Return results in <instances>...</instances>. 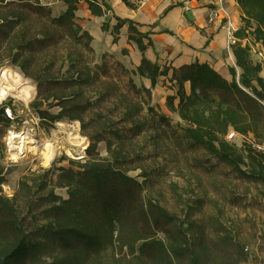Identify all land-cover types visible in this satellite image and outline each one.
I'll list each match as a JSON object with an SVG mask.
<instances>
[{"label": "trees", "instance_id": "16d2710c", "mask_svg": "<svg viewBox=\"0 0 264 264\" xmlns=\"http://www.w3.org/2000/svg\"><path fill=\"white\" fill-rule=\"evenodd\" d=\"M58 1L65 7L52 16L51 7L39 0H0V51L8 53L0 54V61L10 58L37 82V95L30 106L40 117L83 123L82 113L96 101L86 97L84 91L100 83V74L107 71L103 63L91 66L80 59V46L92 51L91 34L75 21L82 0ZM85 1L93 16H107L110 6L105 1ZM122 1L135 7L130 0ZM236 2L242 25L234 33L237 41L230 46L234 56V65L228 66L230 79L207 62L169 67L151 61L144 51L152 40L129 18L114 16L111 34L117 41L120 28L127 24V38L142 54L132 73L150 81V87L140 88L148 96L158 78L170 72L168 80L176 90L166 103L185 123L179 122L178 126L189 146L202 148L237 175L264 186V152L253 147L254 143H264V77L260 74L262 64L252 60L250 45L243 43L251 37L264 50V0ZM35 14L46 19L40 20L41 29L30 32L29 22ZM101 28L109 30L108 21L104 20ZM55 35L54 46L70 38L78 55L74 57L69 47L65 50L57 68L60 71L66 65L61 76L31 73L29 67L36 50ZM54 64L50 62L45 70L52 73ZM129 81L132 83L131 77ZM45 103L48 107L59 106L57 114L41 109ZM9 105H0V123L10 120L4 112ZM141 112L140 103H126L120 126L112 117L96 111L101 120L96 122L93 133L86 132L90 141L85 151L87 158L82 162L71 160L67 167L53 164L24 174L12 196L2 192L6 178L0 168V264H105L102 255L112 247L126 248L134 264H233L230 254L219 251L220 244H230L226 234L218 240L220 244L207 243L199 234L203 227L196 219L180 221L176 214L144 198L148 176L141 164V150L146 144H140V150L133 148L138 143L134 137L144 128ZM158 119L168 123L163 114ZM229 130L250 136L252 142L237 145L227 139ZM102 141L106 156H100L97 150ZM136 169H140L139 174L129 173ZM62 188L66 189V197L56 193ZM156 231L164 232L165 238L156 237ZM239 249L245 256L244 245Z\"/></svg>", "mask_w": 264, "mask_h": 264}, {"label": "rangeland", "instance_id": "374dc122", "mask_svg": "<svg viewBox=\"0 0 264 264\" xmlns=\"http://www.w3.org/2000/svg\"><path fill=\"white\" fill-rule=\"evenodd\" d=\"M53 1L55 0H39L41 4L51 7L52 16H57L65 6L62 2L52 3ZM107 14L106 17L95 18L94 23H88V31L92 33V51L80 46L82 61L91 66L103 63L107 71L100 74V83L91 85L84 91L86 97L92 96L96 101L92 108L82 113L83 123L77 119L60 118L53 121L40 117L30 106L37 95V82L10 58L0 61V74L6 71L10 76L20 72L22 80L17 87H31L32 91L27 101L18 97L15 91L0 101V105L10 103L4 108L5 115L10 120L8 123H0V168L6 178L2 184V192L12 196L19 179L30 171L41 167L48 168L53 164L67 167L71 160L84 161L90 142L86 132L93 133L96 122L101 120L95 114L96 111L112 117L122 126L123 123L120 122L123 106L126 103L138 102L142 106L140 117L144 120V128L134 137L138 143L133 148L140 150V144H146L141 150V164L148 176L144 183V198L153 200L176 214L180 221L189 217L196 219L203 227L199 234L207 243L220 244L218 240L226 234L230 244H220L219 251L222 255L230 254L233 264H264L263 184L237 175L227 164L208 155L202 148L189 146L182 139L178 123H185L166 103L167 97L175 93L176 87L170 83L167 76H160L151 89L150 96L140 89L143 86L150 87V81L132 73L137 55H131L130 49L125 45L135 43L128 40V30L122 33L121 29L117 41H113L111 33L116 19L110 12ZM45 19L44 16L39 18L36 14L32 15L29 22L30 32L41 29L40 20ZM104 20L109 23L107 31H103L99 25ZM50 32H53V28ZM55 39L57 35L36 50L29 67L31 73L40 72L42 77H50L53 73L61 76L66 65L60 71L57 68L64 60L65 50L69 47L74 57L78 55L79 51L74 49L70 38L59 40L54 46ZM85 40L83 38V41ZM250 41L248 44L251 58L262 64L261 74L264 75V51L256 47L252 39ZM0 54L8 53L1 49ZM50 62L55 63L52 73L45 70ZM222 62L223 65L218 71L230 79L227 66L232 62L226 56H223ZM130 77L132 83L129 81ZM177 101L178 99H175V104ZM41 109L55 115L59 106L48 107L45 103ZM159 114L165 115L168 123L159 121ZM232 131L229 130L228 133ZM18 135H27L33 141L27 144L22 153L17 148L20 141ZM229 140L237 145L244 141L252 142L250 136L238 134ZM48 150L52 152L50 159L45 156ZM97 150L100 156H106L105 142H99ZM129 173L135 176L140 173V169ZM138 179L142 181L144 178L140 176ZM56 193L66 197L65 188L56 189ZM155 234L158 238H165L162 231H156ZM240 245H244L245 260V256L240 252ZM102 258L105 264H134L126 248H108Z\"/></svg>", "mask_w": 264, "mask_h": 264}, {"label": "crops", "instance_id": "0c3cea01", "mask_svg": "<svg viewBox=\"0 0 264 264\" xmlns=\"http://www.w3.org/2000/svg\"><path fill=\"white\" fill-rule=\"evenodd\" d=\"M103 1L110 6L107 13L133 20L140 32L148 34L152 45L146 48L144 55L151 61H157L161 66L179 67L198 61L207 62L219 70L223 65V56L230 59L234 65V56L227 43L225 28L218 22L207 21L211 0H130L135 5L134 8L127 6L122 0ZM228 1L231 20L238 28L242 25L240 8L236 0ZM56 2L60 1L55 0L52 3ZM76 17V23L87 31L88 23H94L95 18H100L91 14L85 0L79 2ZM115 23L116 21L113 25ZM120 29L122 33L126 32L127 24ZM90 34L92 36V33ZM249 39L251 40L250 37L246 38L243 43L250 44ZM144 42H147V39ZM254 45L263 50L259 43ZM125 46L130 49L131 55H137L136 68L142 54L135 45ZM169 75L170 72L167 77ZM261 76L264 77L262 74ZM188 87L186 83L187 90Z\"/></svg>", "mask_w": 264, "mask_h": 264}, {"label": "built area", "instance_id": "2783aa9c", "mask_svg": "<svg viewBox=\"0 0 264 264\" xmlns=\"http://www.w3.org/2000/svg\"><path fill=\"white\" fill-rule=\"evenodd\" d=\"M228 4V0H211L210 6L208 8L207 21L209 23L218 22L222 27L225 28L227 43L229 46H231L237 41V38L234 35L237 27L231 20ZM235 135V132L232 131L228 133L226 137L227 139H232ZM253 147L264 152V143H254Z\"/></svg>", "mask_w": 264, "mask_h": 264}, {"label": "bare ground", "instance_id": "6f19581e", "mask_svg": "<svg viewBox=\"0 0 264 264\" xmlns=\"http://www.w3.org/2000/svg\"><path fill=\"white\" fill-rule=\"evenodd\" d=\"M22 75L20 72L12 73L10 76L7 75L6 71H3L0 74V101L3 100L6 96L11 94L13 91L16 92V95L21 99L27 101L31 97V87L23 86L17 87L21 82ZM20 138L19 145L17 146L20 153L26 148L27 144L32 143V139L27 135H18ZM52 152L49 150L46 152V158L50 159Z\"/></svg>", "mask_w": 264, "mask_h": 264}]
</instances>
